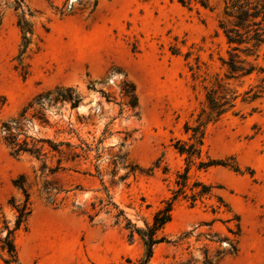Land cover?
<instances>
[{
    "label": "rangeland",
    "instance_id": "1",
    "mask_svg": "<svg viewBox=\"0 0 264 264\" xmlns=\"http://www.w3.org/2000/svg\"><path fill=\"white\" fill-rule=\"evenodd\" d=\"M14 1L0 0V239L5 226L15 227L13 205L24 200L13 184L20 177L31 213L14 233L18 261L6 262L0 244V264H138L145 247L124 217L138 228L151 225L184 173L186 197L159 232L171 242L156 245L149 264L191 257L190 264H204L203 248H228L218 241L231 236L235 215L238 252L214 264H264V46L252 74L230 78L220 0H208L207 8L201 0H19L34 31L19 65L21 11ZM217 81L235 92V106L202 127L198 155L181 154L174 145L195 142L187 126L204 120ZM126 84L135 87L134 109L123 95ZM58 87L72 88L78 107L34 103ZM4 123L43 147L42 155H12ZM46 140L71 146L58 153ZM211 160L229 166H201ZM196 182L213 186L211 195L192 201Z\"/></svg>",
    "mask_w": 264,
    "mask_h": 264
},
{
    "label": "trees",
    "instance_id": "2",
    "mask_svg": "<svg viewBox=\"0 0 264 264\" xmlns=\"http://www.w3.org/2000/svg\"><path fill=\"white\" fill-rule=\"evenodd\" d=\"M181 2L185 4V0H181ZM200 2L205 8L208 7V0H201ZM220 4L222 5V10L219 15V28L222 30L229 46V57L227 60H224L223 63L227 67L230 78L250 75L256 70L257 66L254 61L258 59L261 48L264 46V0H220ZM14 8L16 11H21L18 26L22 33V49L18 60L19 65H22L23 62L21 57L26 53L29 45L31 44L34 31L32 24L25 18L21 7V1L15 0ZM251 58H253V60H250ZM122 91L124 97L128 100V106L131 109L136 108L137 96L135 93V87L132 84H126V87H124ZM259 92L260 91L255 92L252 98H257ZM236 99L237 95H235V92L230 91L221 82L217 81L207 92L205 105L201 113V115H206L204 120L200 119L199 125L196 127L187 126L186 130H192V138H194L195 142L186 144L178 140L174 147L181 154H188L189 157H193L196 154L198 155L200 153V149L197 148V144H202V127H204V125L208 122L218 119L220 116L232 109L235 106ZM45 100L53 103L67 101L71 103L72 108H75L78 107L81 99L77 95H74V90L72 88L58 87L54 91H47L39 94L34 99V103L38 106H42ZM31 107L32 103L23 109L22 113L19 115L18 121H16V129H21L22 120L26 118V113ZM39 119L42 123H47V120L44 119V117H39ZM2 130L4 132V143L10 149L12 155L19 156L21 153H30L32 155H36L37 157L42 155L41 152L43 151V147H38L37 143L29 142L27 138L20 140L18 133L13 131V128L8 123H4L2 125ZM46 142L50 143L52 150L58 153L62 152L59 148L60 146L64 144L68 148L71 146L69 143L55 144L48 140H46ZM213 165L229 166L227 163L215 160L201 163L202 167H209ZM235 170L237 171L238 169ZM179 178L180 180L176 182L179 188L172 193L173 195L171 199L166 201L165 206L160 208L155 213L151 225H146L145 229L138 228L124 217V219L127 220L126 229L130 230L132 237L135 233H137L145 247L144 255L138 261V264H149L154 255V247L160 243L171 242L165 235H159V232H162L166 225L171 222L173 207L176 200L180 196L186 197L185 188L187 187L188 180L187 173L180 175ZM13 184L17 189L22 191L24 200L20 204L13 205L17 213L15 227L11 229L10 227L5 226L7 233L3 239H0L1 248L8 255L6 262L18 261V254L14 244V233L20 229L23 224H25L31 213L30 194L26 187L24 177L18 178ZM193 188H195V191H192L191 200L196 201L198 198L211 195L213 186L203 185L196 182L193 185ZM47 190L51 189L48 188ZM219 200L222 202L221 198H219ZM110 204H113L117 208L114 203L110 202ZM224 206L227 205L224 204ZM218 208L220 207L218 206ZM214 212H216L215 209ZM123 216V211L119 210V213L116 215L117 221H119ZM230 222H232V226L228 227V232L231 236L219 239L218 241L222 242L223 240H227L228 248L217 249L214 254L211 253L208 248H203L202 258L204 264L218 263L225 257L234 255L238 252L239 239L242 232L240 217L235 215L234 218L230 219ZM187 235L188 234H184L180 236L179 241L186 238ZM210 241L216 242L211 239ZM192 261H194L193 257H191L188 263L185 264H190Z\"/></svg>",
    "mask_w": 264,
    "mask_h": 264
}]
</instances>
